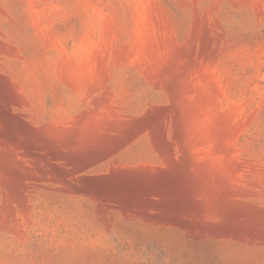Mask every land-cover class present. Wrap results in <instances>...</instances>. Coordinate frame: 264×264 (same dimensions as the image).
I'll use <instances>...</instances> for the list:
<instances>
[{
  "label": "rangeland",
  "instance_id": "374dc122",
  "mask_svg": "<svg viewBox=\"0 0 264 264\" xmlns=\"http://www.w3.org/2000/svg\"><path fill=\"white\" fill-rule=\"evenodd\" d=\"M0 264H264V0H0Z\"/></svg>",
  "mask_w": 264,
  "mask_h": 264
}]
</instances>
